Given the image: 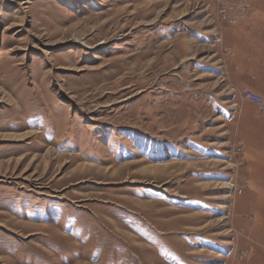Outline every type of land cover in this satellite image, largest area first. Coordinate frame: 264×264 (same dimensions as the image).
<instances>
[{
  "label": "rangeland",
  "instance_id": "rangeland-1",
  "mask_svg": "<svg viewBox=\"0 0 264 264\" xmlns=\"http://www.w3.org/2000/svg\"><path fill=\"white\" fill-rule=\"evenodd\" d=\"M238 23L264 0H0V264H264Z\"/></svg>",
  "mask_w": 264,
  "mask_h": 264
},
{
  "label": "crops",
  "instance_id": "crops-1",
  "mask_svg": "<svg viewBox=\"0 0 264 264\" xmlns=\"http://www.w3.org/2000/svg\"><path fill=\"white\" fill-rule=\"evenodd\" d=\"M254 17L249 16L245 21L259 19ZM224 28H226L225 40L229 54L227 81L241 92L242 98L243 91L250 90L260 94L264 101V92L258 87L259 83L264 81V55H262L264 54V31L258 29L248 31L239 23L231 26L227 24Z\"/></svg>",
  "mask_w": 264,
  "mask_h": 264
},
{
  "label": "built area",
  "instance_id": "built-area-1",
  "mask_svg": "<svg viewBox=\"0 0 264 264\" xmlns=\"http://www.w3.org/2000/svg\"><path fill=\"white\" fill-rule=\"evenodd\" d=\"M243 98L246 99L248 102L257 106L258 108L264 109V101L260 95L254 93L250 90H244L243 91Z\"/></svg>",
  "mask_w": 264,
  "mask_h": 264
},
{
  "label": "bare ground",
  "instance_id": "bare-ground-1",
  "mask_svg": "<svg viewBox=\"0 0 264 264\" xmlns=\"http://www.w3.org/2000/svg\"><path fill=\"white\" fill-rule=\"evenodd\" d=\"M28 132H29V130L26 131L25 133H28ZM27 136H28V135H27ZM143 167H145V166H143ZM150 168H151V167H150ZM108 172H112L111 169H109Z\"/></svg>",
  "mask_w": 264,
  "mask_h": 264
}]
</instances>
